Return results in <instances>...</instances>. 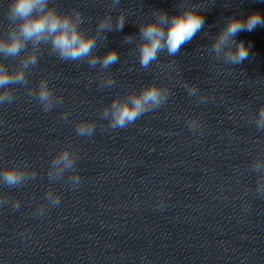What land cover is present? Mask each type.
Here are the masks:
<instances>
[{
  "label": "clouds",
  "instance_id": "9594fccd",
  "mask_svg": "<svg viewBox=\"0 0 264 264\" xmlns=\"http://www.w3.org/2000/svg\"><path fill=\"white\" fill-rule=\"evenodd\" d=\"M118 2V0H116ZM48 0H12L8 18L11 21L7 37H0V55L16 58L31 44L33 51L27 53L20 60V66L9 71L8 66L0 62V105L10 103L15 98L14 91L9 90V85L28 84L25 69L35 66L38 62L36 50L41 43L50 44L52 52L65 60H80L88 58V64L107 69L118 62L116 50H109L102 57L93 53L96 47L97 37L87 35L79 28L82 16L75 12V19L71 14H61L55 8L46 7ZM158 19L140 25V37L137 51L139 61L143 68H148L155 61L158 54L166 50L170 56L176 55L181 47L192 40L204 24V16L193 7H187L183 12L169 15L163 10H157ZM125 24L124 14L116 19V29H122ZM258 25L264 26V16L259 12H252L246 18L230 17L226 26L220 31L212 44L213 52L219 57L224 49L223 60L232 64H240L249 56V46L243 40L237 42L233 38L241 31L254 30ZM112 18L104 16L98 21L96 31L104 32L111 29ZM115 84L111 75L105 77L100 86L113 87ZM189 95L196 91L195 85H186ZM31 94L43 106L45 111L50 110L54 103H61V97H54V90L45 79H41L36 88L30 90ZM169 96L168 89L156 83L144 86L139 92L127 94L125 99L115 97L110 105L104 107L102 116L109 120V126L113 129L125 128L135 122L144 113L159 108ZM67 113L64 118H67ZM259 130H264V107L260 108L256 121ZM191 128L192 125H189ZM79 136H91L95 130V122L80 121L75 126ZM51 165L63 174L65 170L74 167L73 158L67 149L61 150L51 160ZM52 173L49 172V176ZM35 176V173H32ZM24 170L13 165L4 167L0 172V179L10 188L18 187L27 179ZM80 176L74 175L72 182L79 184ZM51 197V193L47 194ZM55 204L60 203L59 197L53 198ZM18 208L19 204H15Z\"/></svg>",
  "mask_w": 264,
  "mask_h": 264
}]
</instances>
